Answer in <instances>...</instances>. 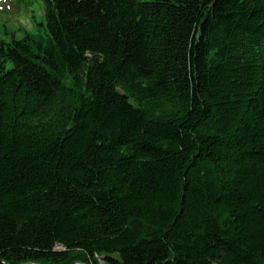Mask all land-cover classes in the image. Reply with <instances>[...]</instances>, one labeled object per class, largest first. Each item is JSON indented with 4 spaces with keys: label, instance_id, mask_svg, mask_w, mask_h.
Returning <instances> with one entry per match:
<instances>
[{
    "label": "trees",
    "instance_id": "obj_1",
    "mask_svg": "<svg viewBox=\"0 0 264 264\" xmlns=\"http://www.w3.org/2000/svg\"><path fill=\"white\" fill-rule=\"evenodd\" d=\"M41 2L0 38V264H264V0Z\"/></svg>",
    "mask_w": 264,
    "mask_h": 264
},
{
    "label": "rangeland",
    "instance_id": "obj_2",
    "mask_svg": "<svg viewBox=\"0 0 264 264\" xmlns=\"http://www.w3.org/2000/svg\"><path fill=\"white\" fill-rule=\"evenodd\" d=\"M42 12L41 0H0V38L9 39L10 33L20 37L28 31L44 41L46 31Z\"/></svg>",
    "mask_w": 264,
    "mask_h": 264
}]
</instances>
